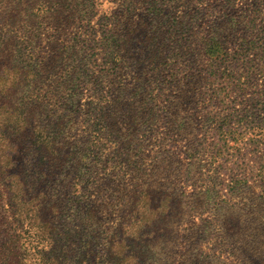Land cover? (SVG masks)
Instances as JSON below:
<instances>
[{"label": "trees", "instance_id": "1", "mask_svg": "<svg viewBox=\"0 0 264 264\" xmlns=\"http://www.w3.org/2000/svg\"><path fill=\"white\" fill-rule=\"evenodd\" d=\"M98 6L0 0V264H264V154L227 143L264 133V0L173 22L182 61L147 47L134 79L126 1L95 27Z\"/></svg>", "mask_w": 264, "mask_h": 264}, {"label": "rangeland", "instance_id": "2", "mask_svg": "<svg viewBox=\"0 0 264 264\" xmlns=\"http://www.w3.org/2000/svg\"><path fill=\"white\" fill-rule=\"evenodd\" d=\"M99 6L97 7L96 15L93 18L92 25L97 27L98 21L104 15H110L113 11H116L120 2L123 0H97ZM127 8L124 10L125 14L131 16V23L134 25L136 30V40L133 42L134 46V57L132 59V65L135 67L131 68L128 64L129 72L128 78L134 79L136 77L137 65L141 63H146L150 58L149 51L147 47L152 51H156V57L162 59V63L175 64L178 65L182 58L180 57L181 42L180 32L182 25L178 23L176 25L173 22H185L190 19V24L185 27L187 30L195 33V36L201 35L208 31L214 30L218 23L222 22V19L228 14L230 17L234 16H244L245 10L248 9L249 4L252 0H125ZM171 30H168L170 29ZM179 33V34H178ZM196 38V37H195ZM194 38V39H195ZM167 48V49H166ZM236 46L231 45V49H235ZM189 49L195 55H202V45L198 43L192 44ZM165 51V52H164ZM163 55V56H162ZM153 58V57H152ZM139 63V64H138ZM137 73H140L137 71ZM139 75V74H138ZM134 113V112H133ZM124 114V110L121 113ZM198 114L196 113V116ZM199 116H197L198 118ZM85 118L82 119V122ZM91 123V122H90ZM203 126V125H202ZM232 133L229 137L230 140L227 143L230 145L235 144L243 147L250 153L248 156L251 159H255L258 156H263L264 151V133L261 134L259 130L256 129L257 125H231ZM262 126V125H261ZM201 127V125H197ZM218 127V125L216 126ZM151 132L155 129L154 126L148 128ZM197 132V139L202 142L204 140L203 131ZM240 131V133L238 132ZM163 131V130H161ZM146 130V133H149ZM209 135L206 136V143H210L218 139V134L216 132H208ZM184 141V140H183ZM236 141V142H235ZM237 158V157H236ZM252 169H257V165L252 163ZM216 166V164H215ZM255 167V168H254ZM232 172H235L234 167ZM228 173L224 174L222 177L225 182L228 181ZM249 173V171H248ZM247 173V174H248ZM249 175V174H248ZM258 177H252L249 181L250 185L256 186L255 193L260 192L258 185ZM209 184V183H207ZM186 191L191 192V188H185ZM220 196L223 199H227L229 202H237L235 197H229V194L225 190H222ZM207 216V215H205ZM194 222H198L195 219ZM116 223L113 216L108 214L104 219L105 227H112ZM228 261L231 260L229 257Z\"/></svg>", "mask_w": 264, "mask_h": 264}]
</instances>
